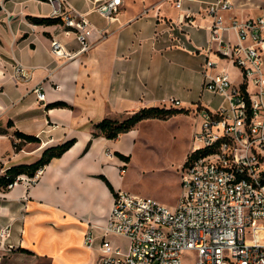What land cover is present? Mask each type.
<instances>
[{
  "label": "crops",
  "instance_id": "crops-1",
  "mask_svg": "<svg viewBox=\"0 0 264 264\" xmlns=\"http://www.w3.org/2000/svg\"><path fill=\"white\" fill-rule=\"evenodd\" d=\"M66 1L94 26L86 51H78L75 33L63 23L32 19L53 18L46 0H0V175L76 139L42 168L32 186L20 182L0 191V264H100L102 228L115 195L99 176L116 192L123 188L127 162L115 152L132 159L147 120L116 139L93 136L95 125L143 107L203 104L192 96L204 92V47L212 21L207 8L215 0H182L181 7L172 0H122L111 18L95 9L106 0ZM232 2L230 14L239 19L264 12V0ZM185 14H191L189 21H182ZM54 39L63 56L52 52ZM18 64L30 70L27 78H16ZM224 66L237 77V69ZM57 102L68 106L50 107ZM16 131L41 142L22 143L16 151L14 142H21ZM4 226H10L8 236L1 235ZM92 227L95 244L89 247L85 236Z\"/></svg>",
  "mask_w": 264,
  "mask_h": 264
},
{
  "label": "built area",
  "instance_id": "built-area-1",
  "mask_svg": "<svg viewBox=\"0 0 264 264\" xmlns=\"http://www.w3.org/2000/svg\"><path fill=\"white\" fill-rule=\"evenodd\" d=\"M46 1L51 16L75 33L78 51H86L95 30L90 20L66 0ZM172 1L182 6V0ZM121 6L122 0H106L95 9L111 18ZM232 7V0H215L207 8L212 21L203 89L224 103L197 108L201 129L189 156L204 152L186 163L188 156L182 168L177 207L118 190L102 228L100 264H264V12L239 19L230 14ZM190 17L185 14L182 21ZM51 50L64 55L59 40L52 41ZM225 64L237 69L236 78ZM28 71L18 64L15 76L27 78ZM36 92L45 98L42 87ZM41 170L19 175L8 188L20 182L32 186ZM9 233L10 226H4L1 235ZM85 242L94 246V227Z\"/></svg>",
  "mask_w": 264,
  "mask_h": 264
},
{
  "label": "rangeland",
  "instance_id": "rangeland-1",
  "mask_svg": "<svg viewBox=\"0 0 264 264\" xmlns=\"http://www.w3.org/2000/svg\"><path fill=\"white\" fill-rule=\"evenodd\" d=\"M192 65L195 67L198 64ZM199 95L195 90L192 97L195 101L201 99L212 109L224 103L220 95L207 90H204L202 97ZM198 106L197 103L191 105L188 113L169 119H145L147 122L140 126L142 135L131 150L132 159L127 163L122 189L136 195L154 197L171 209L177 207L182 193L181 171L192 153L194 133L201 129ZM195 145L202 147L203 142L196 141ZM2 191L6 192L8 188ZM117 241L123 239L117 238ZM186 261L190 264V261Z\"/></svg>",
  "mask_w": 264,
  "mask_h": 264
},
{
  "label": "trees",
  "instance_id": "trees-1",
  "mask_svg": "<svg viewBox=\"0 0 264 264\" xmlns=\"http://www.w3.org/2000/svg\"><path fill=\"white\" fill-rule=\"evenodd\" d=\"M32 19L38 23H58V22L63 23L61 18H42V19L32 18ZM67 106L68 104L64 102H57L50 105V107H67ZM189 111H190L189 109L177 108V107H161V106L143 107L137 111L128 114L125 117L104 118L101 122L95 125V131L93 132V136L97 137L102 135L109 139H116L121 134L134 129L139 122L145 119H169L175 115L188 113ZM15 135L17 138L21 140V142L18 143L14 142V147L16 151H19L22 148V143L25 144L30 142L33 143L41 142L39 137L31 134H26L21 131H16ZM75 143H76V139L73 138L64 143L48 147L44 150L42 157L38 161L30 164H21V165L13 166L7 169L3 174L0 175V191L2 190L6 191L8 185L13 183L15 179L21 174H26L30 176L35 175L39 170H41L47 164H49L52 161V159L64 155V153L68 151ZM89 146L90 143L88 144L86 149H88ZM203 152L204 151L201 150L189 156V159L186 163H188L195 156L202 154ZM115 154L120 159L126 161L127 163L131 161L130 155H124L121 152H115ZM124 168L126 167L124 166ZM99 177L106 182L110 190L114 193V195H116L117 192L113 187L112 183L109 181V179L104 175H100ZM22 251L30 253V251L25 249H22Z\"/></svg>",
  "mask_w": 264,
  "mask_h": 264
}]
</instances>
